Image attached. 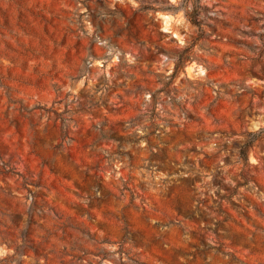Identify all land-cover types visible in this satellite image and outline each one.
Wrapping results in <instances>:
<instances>
[{"label": "rangeland", "instance_id": "obj_1", "mask_svg": "<svg viewBox=\"0 0 264 264\" xmlns=\"http://www.w3.org/2000/svg\"><path fill=\"white\" fill-rule=\"evenodd\" d=\"M0 264H264V0H0Z\"/></svg>", "mask_w": 264, "mask_h": 264}, {"label": "trees", "instance_id": "obj_2", "mask_svg": "<svg viewBox=\"0 0 264 264\" xmlns=\"http://www.w3.org/2000/svg\"><path fill=\"white\" fill-rule=\"evenodd\" d=\"M178 66V62H175V68H177ZM263 130L260 129L258 131L255 132H249L247 134L246 139L239 145L238 147V157L243 160L246 161L247 160V149L253 144L254 141H256L258 138L261 137ZM132 141H135L136 139H129Z\"/></svg>", "mask_w": 264, "mask_h": 264}]
</instances>
